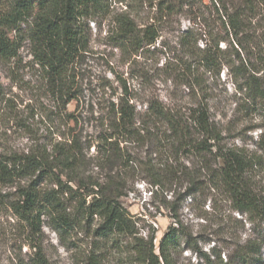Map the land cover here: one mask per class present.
Masks as SVG:
<instances>
[{"label":"trees","instance_id":"1","mask_svg":"<svg viewBox=\"0 0 264 264\" xmlns=\"http://www.w3.org/2000/svg\"><path fill=\"white\" fill-rule=\"evenodd\" d=\"M103 2L13 0L0 10V60L17 56L20 45L10 34L26 22L32 63L44 74L55 101L77 102L76 65L88 48L89 21L104 8ZM176 9L200 25L181 33L187 59L178 63L188 88L183 106H167L154 96L137 103L133 89L121 80V92L110 95L96 118L93 153L74 126L49 144L0 153V204L24 224L28 236L37 238L42 232L43 215L59 231L72 228L77 220L96 218V237L127 240L129 264H177L173 255L184 237L196 264H264V233L223 246L229 251L222 257L216 243L206 251L190 245L177 219L159 239L154 230L140 234L137 220L122 203L129 179L142 180L151 195L186 184L190 193L204 199L221 195L247 221L264 224V191L253 181L264 165V127L256 125L254 149L229 146L221 121L212 116L208 85V79L219 80L225 68L240 99L237 111L246 117L264 112V0H163L157 6L160 18ZM155 23L153 18L138 26L119 14L114 25L120 48L132 55L150 51L159 37ZM198 40H204L202 47ZM68 116L76 125L74 113ZM4 187L13 188L11 195L1 193ZM29 247L30 262L46 264L40 245L30 242ZM85 264L100 263L90 256Z\"/></svg>","mask_w":264,"mask_h":264},{"label":"rangeland","instance_id":"2","mask_svg":"<svg viewBox=\"0 0 264 264\" xmlns=\"http://www.w3.org/2000/svg\"><path fill=\"white\" fill-rule=\"evenodd\" d=\"M12 1L1 0L0 10L7 9ZM160 1L163 0H104V8L89 21L88 48L76 65L73 91L78 101L67 105L55 101L44 74L32 63L27 23L20 25L18 33L12 32L10 38L14 37L20 49L17 56L0 60V153L21 152L49 144L69 134L73 126L74 133L85 140L84 146L91 144L90 154L93 153L95 142L92 141L99 125L96 118L110 95L121 92V80L133 89L139 99L137 103L154 96L167 106H183L188 101V88L182 81L181 63H178L187 59L180 46L181 33L187 28L198 30L200 25L193 23L189 19L192 16L179 9L170 17L160 18L157 12ZM203 2L207 3V0ZM163 12L161 10V14ZM119 14L128 15L138 26L152 23L156 18L159 37L150 51L132 55L120 48L114 25ZM197 45L202 47L204 40H198ZM221 46L224 47V43ZM208 85L212 89V116L221 121L225 142L229 146L254 149L253 143L259 132L256 125L264 127V112L246 117L242 110L237 111L240 99L225 68L220 79L209 78ZM140 107L138 105V109ZM72 112L77 118L76 125L69 120L68 114ZM131 181L127 182V194L121 200L137 220L142 235L154 230L159 239L177 219L179 228L188 235L190 245L206 251L216 243L224 257L229 250L223 246L264 233V224L247 221L246 216L233 211L221 195L200 198L198 194L190 193L186 184L174 185L173 191H158L151 195L142 180ZM253 181L257 190L264 191V165L255 171ZM12 192L13 188L9 187L1 190V193H10L7 195ZM42 220V232L37 238L30 237L24 224L0 204V264H32L30 242L40 245L46 264H85L90 256L97 257L100 264L130 262L126 239L116 242L94 235L96 218L77 220L65 231L51 228L45 215ZM180 240L181 245L173 255L176 263L196 264L195 253L186 250V237Z\"/></svg>","mask_w":264,"mask_h":264}]
</instances>
